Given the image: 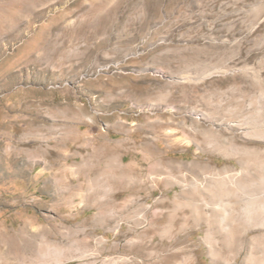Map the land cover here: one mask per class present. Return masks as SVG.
I'll list each match as a JSON object with an SVG mask.
<instances>
[{
  "label": "rangeland",
  "instance_id": "374dc122",
  "mask_svg": "<svg viewBox=\"0 0 264 264\" xmlns=\"http://www.w3.org/2000/svg\"><path fill=\"white\" fill-rule=\"evenodd\" d=\"M108 121L166 161L122 220L66 197L89 187L66 129ZM22 227L35 250L0 264H264V0H0V231Z\"/></svg>",
  "mask_w": 264,
  "mask_h": 264
},
{
  "label": "crops",
  "instance_id": "0c3cea01",
  "mask_svg": "<svg viewBox=\"0 0 264 264\" xmlns=\"http://www.w3.org/2000/svg\"><path fill=\"white\" fill-rule=\"evenodd\" d=\"M107 126L106 130L95 127L91 138L87 133H81L77 125L66 129L62 144L66 181H73L72 176L81 173L89 186L80 192L68 190L66 197L80 199L84 206H95L102 211L110 210L112 206L116 213H109L108 218L122 220L120 216L128 217L122 209L130 201L132 182L138 181L139 166L145 162L150 172L157 173L166 161L158 144L150 140L139 144L127 125L108 121ZM122 129H126L124 136L112 135V130ZM93 183L96 187L92 191L90 185Z\"/></svg>",
  "mask_w": 264,
  "mask_h": 264
},
{
  "label": "bare ground",
  "instance_id": "6f19581e",
  "mask_svg": "<svg viewBox=\"0 0 264 264\" xmlns=\"http://www.w3.org/2000/svg\"><path fill=\"white\" fill-rule=\"evenodd\" d=\"M27 231L28 230H26L25 227L20 228L19 232H11L7 229L0 231V242H2L3 245L5 244L8 247L7 252H9V251H10V253L12 251L18 252L17 254H15L17 259L20 258V256H24L25 254H31L35 250V247L37 244L36 238L38 236V233H32V234L26 236L24 242L23 243L21 242L22 244L19 243V238L22 237V234L27 232ZM40 245L42 246V244H40ZM11 255H12V253H11ZM21 259H22V257H21Z\"/></svg>",
  "mask_w": 264,
  "mask_h": 264
}]
</instances>
